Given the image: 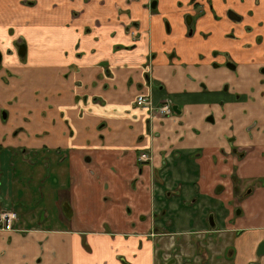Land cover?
Returning <instances> with one entry per match:
<instances>
[{
  "label": "crops",
  "instance_id": "obj_1",
  "mask_svg": "<svg viewBox=\"0 0 264 264\" xmlns=\"http://www.w3.org/2000/svg\"><path fill=\"white\" fill-rule=\"evenodd\" d=\"M0 53V264H264V0H0Z\"/></svg>",
  "mask_w": 264,
  "mask_h": 264
},
{
  "label": "rangeland",
  "instance_id": "obj_2",
  "mask_svg": "<svg viewBox=\"0 0 264 264\" xmlns=\"http://www.w3.org/2000/svg\"><path fill=\"white\" fill-rule=\"evenodd\" d=\"M134 34V33H133ZM17 44V42H16ZM1 54V53H0ZM2 55V54H1ZM261 69V71H264V68H259V70ZM33 79V78H32ZM31 79V81H32ZM139 97H145V95H139L136 98V102L138 103L139 101ZM15 99V96L13 97ZM164 100L159 101L162 102L163 104L158 106V103L153 104V98H151L148 102L147 101H143V103H150V105L152 106V108L157 107V109H154V113L155 115H160V116H166V114H168V116H172L175 114L174 111V104L173 101L171 99L170 96H166L164 98H162ZM166 100H169V103H166ZM141 103H138V105H140ZM172 106V108H171ZM251 108H248L249 110H253V107L250 106ZM256 114H259L260 116L263 115V112L261 111V109H259ZM167 116V117H168ZM0 117L4 120L10 119V112L7 108H1L0 109ZM207 119V117H206ZM247 129V128H246ZM150 157V155H149ZM169 158V156H168ZM143 162L148 161L146 159L145 156H143ZM233 176L237 177V174L234 173ZM234 184L236 185L235 182V178H233ZM258 182V181H257ZM263 184V183H262ZM263 186V185H261ZM38 192V191H37ZM39 193V192H38ZM42 196L39 193V199H41ZM240 198V197H239ZM167 200V199H166ZM175 202H178V198H174L173 199ZM7 205L4 206V208L2 210L6 211V216L8 218H12V217H16L11 224V230L16 229V230H24V229H18L16 228V222L19 221V216L17 211L15 210V206L13 204V202L11 201H6ZM184 209L186 211H189L191 213H193L194 211L198 210V205H194L193 203H186L184 202ZM33 209L35 211H37L39 209V206L34 205ZM1 211V210H0ZM42 211H45V207L43 206ZM41 211V218H40V222H45V219L42 217L43 212ZM241 208L239 206H237L233 212L232 217L230 216L228 218V222L230 225H236L238 224V222L236 221L237 219H239L240 217H242V215L240 214ZM212 217L213 220L215 222L216 216H212V213H210V211H206L205 216H204V222L207 224V226H210V224L212 225ZM164 226H163V230L167 232H172L176 227H175V217H172V214H168V216L164 217ZM1 228V227H0ZM8 228V227H5ZM2 229V228H1ZM6 230V229H5ZM10 230V229H7ZM196 230V229H194ZM155 236V235H154ZM193 240H191V242L189 243V245H185V246H181L183 239L179 236V235H170V234H166L164 236H160L158 237V239H156L158 246L157 247H161L162 251V258L160 261V264H195L194 261V256L197 255L199 256V251H197V246H195L198 243H203L201 237H198L197 234H191ZM157 237V236H155ZM193 252V255H191V253ZM186 253V254H185ZM185 254V255H184ZM200 264V262H199Z\"/></svg>",
  "mask_w": 264,
  "mask_h": 264
},
{
  "label": "flooded vegetation",
  "instance_id": "obj_3",
  "mask_svg": "<svg viewBox=\"0 0 264 264\" xmlns=\"http://www.w3.org/2000/svg\"><path fill=\"white\" fill-rule=\"evenodd\" d=\"M155 1H153L152 3H151V6L152 7H154L155 6ZM228 16L231 18V19H233V20H237V21H239L240 20V15H238L236 12H234L233 10H231V11H228ZM233 17V18H232ZM138 28V27H137ZM16 48H17V53H18V55H19V57H20V60H26L25 58H26V56H27V54H28V44H27V42L26 41H24V42H21V43H18V44H16ZM232 63H229V66L231 65ZM232 66H234V65H232ZM3 68V55H1L0 54V69H2ZM6 72L8 73L9 72V69H6ZM152 98V96L150 95V94H148V95H145V101H149L150 99ZM162 100H164V99H161L160 101H162ZM166 103L168 104L169 103V100H166ZM153 104H156L154 101H153ZM163 103L162 102H159L158 103V106H160V105H162ZM136 105L137 106H140V107H144V108H146L147 110H148V112H149V117L151 118L152 116H154L155 115V113H154V109H157L158 108V106L157 107H154V108H152V106L150 105V103H143V104H140V105H138V103L136 102ZM171 108H172V106H171ZM174 108V111L175 112H178V108L177 107H173ZM168 116V114H166V117ZM165 117V116H164ZM210 119H211V117H210ZM211 122H213L212 121V119L210 120ZM237 148H234L233 150L235 151ZM143 156H145L146 157V159L147 160H150V157H149V153H147V152H143V153H141L140 154V156L139 157H143ZM139 160H140V158H139ZM66 207H67V210L69 209L68 208V206L66 205Z\"/></svg>",
  "mask_w": 264,
  "mask_h": 264
},
{
  "label": "built area",
  "instance_id": "obj_4",
  "mask_svg": "<svg viewBox=\"0 0 264 264\" xmlns=\"http://www.w3.org/2000/svg\"><path fill=\"white\" fill-rule=\"evenodd\" d=\"M143 101H145V97H139V101L138 103H141L143 104ZM16 218V217H15ZM14 217L12 218H8L6 216V211L4 210H1L0 211V227L2 229H10L11 230V224H12V221L15 219ZM5 227H8V228H5Z\"/></svg>",
  "mask_w": 264,
  "mask_h": 264
},
{
  "label": "water",
  "instance_id": "obj_5",
  "mask_svg": "<svg viewBox=\"0 0 264 264\" xmlns=\"http://www.w3.org/2000/svg\"><path fill=\"white\" fill-rule=\"evenodd\" d=\"M212 224L214 225V221H212ZM258 255H264V241L259 246Z\"/></svg>",
  "mask_w": 264,
  "mask_h": 264
},
{
  "label": "trees",
  "instance_id": "obj_6",
  "mask_svg": "<svg viewBox=\"0 0 264 264\" xmlns=\"http://www.w3.org/2000/svg\"><path fill=\"white\" fill-rule=\"evenodd\" d=\"M234 178H235V176H234ZM259 183H260V184L263 183V185H264V179H260V180H259ZM235 186H236V185H235ZM236 187H237V186H236Z\"/></svg>",
  "mask_w": 264,
  "mask_h": 264
}]
</instances>
